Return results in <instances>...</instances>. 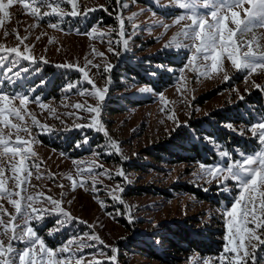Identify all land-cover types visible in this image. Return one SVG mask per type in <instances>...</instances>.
I'll return each instance as SVG.
<instances>
[{
	"label": "rangeland",
	"instance_id": "1",
	"mask_svg": "<svg viewBox=\"0 0 264 264\" xmlns=\"http://www.w3.org/2000/svg\"><path fill=\"white\" fill-rule=\"evenodd\" d=\"M49 2L55 4V0ZM62 7L66 12L71 10L70 4L64 3ZM249 7L246 4L243 9H235L240 12V19L247 20ZM77 11L79 14L74 17L44 16L51 9L41 7L42 18H38L15 4L9 9V18L0 25L3 54L7 56V49L18 48L31 57L17 58L15 66L7 59L0 60V73H5L0 75V90L26 93L30 99L23 122L10 118L29 128V133L21 132L20 136L32 148L31 160L40 165L39 169L32 168L21 196L42 194V199H56L74 218L61 223L65 218L52 214L43 222L31 221V226L46 247L54 250V258L63 259L64 264H75L77 257L81 264H95L97 260L102 264H221L220 257L229 255L224 251L225 245L231 249L237 243L234 238L229 244L224 237L231 235V217L226 212L231 211L241 189L235 181L228 180L224 182L227 189L221 190V180L204 174L200 165H226L228 161L220 156L221 150L230 152L235 160L240 158L239 153L252 154L261 149L248 126L264 119V69L237 70L227 52L217 71L211 69L210 61L197 59L188 65L194 52L193 42L184 40L181 33L191 21L179 20L184 10L177 0H120L119 4L117 0H77ZM117 15L124 20L123 38L119 35ZM228 25L236 27L230 16ZM124 39L128 41L126 46ZM234 39L245 45L251 42L258 55L264 54V27H256L244 36L237 33ZM178 44L186 46L177 48ZM244 51L247 46L240 49L241 54ZM153 59H170L175 63L151 64ZM128 65L144 67L143 73L150 77L154 75L153 69L168 73L173 84L156 92L130 74L124 72L125 76H120L118 73ZM80 69L89 72L97 87L108 89L103 101L92 95L94 89L84 80ZM17 72L18 78L14 76ZM13 79L15 83L11 82ZM37 101L46 107L41 108ZM14 103L18 105L19 101ZM111 103L123 110L108 114L106 109ZM77 104L100 107L96 118L103 131L94 126H77L89 124L93 118L92 113L77 109ZM217 112L227 114L228 122H219L214 117ZM32 117L36 118V125L32 124ZM184 131L197 144L199 157L195 161L180 163L169 161L174 158L166 153H160L159 158L149 154V149L159 145L172 147L171 140L178 139L175 134ZM3 132L15 141L14 129L4 128ZM85 139L87 143H83ZM58 142L69 151L52 146ZM113 142L119 151L112 146ZM9 156H0V167L4 168L0 178L4 179L6 191L15 193L19 189L15 187ZM18 160L17 157L15 162ZM119 172L124 175H118ZM177 184L187 188L176 189ZM113 190L118 199H113ZM12 199L20 201L22 211L26 209L27 201L15 195ZM0 206V219L8 222L11 216H17L12 226L25 225L7 198L0 199ZM33 207L41 205L35 203ZM162 223H180L199 235L205 233L217 241L218 248L206 255L169 251L162 237ZM8 235L11 233L0 237L5 246ZM90 235L99 240L88 239ZM260 239L264 240V236ZM70 240L69 251L62 252V246ZM81 244L91 246L81 248ZM245 244V251L250 254L247 264H253V256L255 264H264V244L251 241L258 246L256 249L247 240ZM14 247L22 250L25 244L14 242ZM151 249L166 255V261L151 257ZM34 251H38V246ZM240 255L243 257L244 252Z\"/></svg>",
	"mask_w": 264,
	"mask_h": 264
},
{
	"label": "snow or ice",
	"instance_id": "2",
	"mask_svg": "<svg viewBox=\"0 0 264 264\" xmlns=\"http://www.w3.org/2000/svg\"><path fill=\"white\" fill-rule=\"evenodd\" d=\"M177 2L179 7L184 10L179 20L186 18L191 21L181 33L184 40L193 42L191 48L194 49V52L187 60L188 65H193L197 59L204 62L210 61L211 69L217 71L222 56L227 52L228 59H230L231 64L237 70L256 72L257 69H264V54L258 55L253 49L251 42L245 45V42L234 39L237 33L240 36H244L246 33L252 32L256 27H264V0H177ZM64 3L71 5L70 11H65L62 7ZM117 3L119 4L120 0H117ZM15 4L21 5L23 10H30V14L38 18H42L40 17L41 7L51 9V12H45L44 16L55 15L63 17L70 15L74 17L79 14L77 11V0H55V4L50 3L49 0H0V25H3L9 18V9ZM246 4L250 6L246 10L247 20H242L240 19V12L235 9H243ZM229 16L231 17V23L236 26L235 29L230 28L228 25ZM117 19L120 23L119 35L123 38L126 35L124 32V20L121 15H117ZM50 26L56 27L55 24H50ZM111 43L110 40L109 51H112ZM123 43L126 46L128 43L127 39H124ZM185 46L178 44L177 48ZM245 46H247V51L241 54L240 49ZM165 47H170V45ZM27 51L28 46H25V52ZM13 53L15 54L14 57L12 56ZM17 58L22 60L31 59L29 55L22 53L18 48L7 49V56H5L2 46H0V60L7 59L12 66H15L18 63ZM66 67L72 66L66 65ZM93 67L98 68L99 66L93 65ZM108 70L109 68H104L105 72ZM80 71L83 73L84 80L92 85L94 89L92 95L98 101H103L108 89L97 87L95 82L89 77V72L86 69H80ZM8 72L11 73V68L8 69ZM4 74L0 73V75ZM14 76L18 78L19 73H15ZM11 82L15 83V80L13 79ZM80 94L84 95L85 93L81 92ZM16 100L19 101L18 105L14 103ZM29 102L30 99L26 93H4L0 90V125H3V128H0V156L10 154L9 159L12 161L10 170L14 174L15 187L19 189L15 193L7 192L4 179L0 178V199L7 198L15 207L19 219L25 222L23 227L19 223H16L13 227L12 222L17 221V216H11L8 222L0 219V226L4 228V231L0 232V237L11 233V235H8L7 246L4 245L3 240H0V264H17V261L18 264H64L63 259L54 258V250L46 247L44 240L39 237L34 227L31 226V221L43 222L47 216L52 214L63 216L65 220L61 221V223L71 221L74 218L61 206V202L56 199L51 197L42 199V194L38 197H33L32 195L21 196V193L26 191L29 178L32 175V168L39 169L40 165L31 160L34 155L32 148L29 142L20 136L21 132L29 133V128L27 125L13 123L10 118L23 122L26 113L25 106ZM37 103L41 108L46 107L39 101ZM75 107L93 114L89 124L77 125L78 127L94 126L97 131H103L102 124L96 118L101 111L99 106L77 104ZM37 123L36 118L32 117V124L36 125ZM228 127L231 128L232 126L228 125ZM4 128L15 130L16 139L14 142L6 138L3 132ZM248 129L262 146L260 150L252 154L239 153L240 158L235 160L230 152L221 150L219 154L228 161L226 165L207 166L203 163L200 165L204 174L213 179L221 180V190L227 189V184L224 182L228 180L235 181L241 189V195L233 203L231 211L226 212L227 216L231 217L228 222V230L231 235L224 237L225 240L229 241V244L232 243L234 238L237 243L231 249L225 245L224 251L229 253V255L220 257L221 264H224V261H227V264H247L246 257L250 254L245 251L246 240L253 249L258 247L256 244H251L253 240L264 244V240L260 239L261 236H264V232L260 231L264 229V119L257 120L255 124L249 125ZM11 134L10 131L9 136ZM105 135H107L106 132ZM83 143H87V139ZM76 146L80 147L79 144ZM112 146L119 151L115 142H113ZM17 157L19 158L18 163L15 162ZM26 165L28 166L26 167ZM88 171L91 173L92 168H89ZM3 173L4 168L0 167V177H3ZM21 174H24L23 178H21ZM117 174L120 176L124 175L123 172ZM200 178H203V176ZM73 186L75 187V182H73ZM245 193L247 196L244 195ZM13 195L28 202L25 210L22 211L19 200L12 199ZM113 199H118L115 195V190H113ZM35 203H39L41 207L34 208L33 204ZM46 204L50 205V207H46ZM27 209H32V211L29 212ZM0 210H2V206H0ZM88 239L98 241L99 237L90 235ZM14 242H22L25 247L22 250H17L14 247ZM70 243L71 240L65 246H62L61 251L68 252L69 248L67 245ZM37 246L38 251H34ZM90 246L80 245L81 248ZM242 251L244 252L243 257L240 255ZM113 252H115V249H113ZM112 259L114 260L115 257L113 256ZM252 261L255 264L254 256ZM75 264H81L80 257H77ZM95 264H102V262L97 260ZM204 264H208V261H204Z\"/></svg>",
	"mask_w": 264,
	"mask_h": 264
},
{
	"label": "trees",
	"instance_id": "3",
	"mask_svg": "<svg viewBox=\"0 0 264 264\" xmlns=\"http://www.w3.org/2000/svg\"><path fill=\"white\" fill-rule=\"evenodd\" d=\"M166 62H170L171 64H174L175 61H172L170 59H165ZM165 61L162 59H153L150 61L151 64H164ZM172 66V65H169ZM133 67V66H132ZM131 66H125L124 69L118 73L120 76H125L124 74H130L129 76H134L135 78L139 79L142 84H146L150 86L154 91L161 92L162 90L168 88L173 84V79L170 77V75L167 73L160 74L156 69H153V76L146 75L143 73L145 70L144 67L141 66H134L132 68ZM125 72V73H124ZM123 74V75H122ZM150 74V73H149ZM117 80L119 78H116ZM130 101V100H129ZM117 102V101H115ZM130 103V102H127ZM123 109H121L119 106H117L115 103H111L108 105V108L106 111L108 114H115L121 112ZM216 119L219 122H228L229 117H227V114H220L219 112L215 113ZM220 132L219 130H217ZM175 137L178 139H172L171 141H174L172 144V147L169 146H163L159 145L156 147H153L148 150L149 154L155 155L157 158L160 155V153H166L172 156L177 162H190L195 161L199 157L198 147L195 142H191L189 140V134L188 131H184L183 133H176ZM65 141V140H64ZM184 141L188 144H185ZM68 143V142H67ZM66 143V144H67ZM54 147L60 150L69 151V149H66L65 144L53 143ZM68 146H70V143H68ZM155 151V152H153ZM184 151H188L191 154L188 155V153H185ZM155 153V154H154ZM176 189H185L187 188L185 185L177 184ZM131 194V193H130ZM175 223H162L161 226H163V229L165 232V236H162L166 240V246L169 251L174 252H188V251H194L202 255L211 254L217 249L216 246L217 241L211 239L210 237L206 236L205 233H202L199 235V232L190 230L188 226L182 225L180 223H177V225H174ZM204 235V236H203ZM211 235H213L211 233ZM46 242H49L48 238H45ZM150 256L153 258H158L163 261H166L164 256L161 252L155 249L150 250Z\"/></svg>",
	"mask_w": 264,
	"mask_h": 264
}]
</instances>
